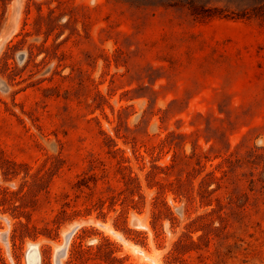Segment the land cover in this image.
<instances>
[{"label":"rangeland","instance_id":"rangeland-1","mask_svg":"<svg viewBox=\"0 0 264 264\" xmlns=\"http://www.w3.org/2000/svg\"><path fill=\"white\" fill-rule=\"evenodd\" d=\"M0 264H264V0H0Z\"/></svg>","mask_w":264,"mask_h":264},{"label":"trees","instance_id":"trees-1","mask_svg":"<svg viewBox=\"0 0 264 264\" xmlns=\"http://www.w3.org/2000/svg\"><path fill=\"white\" fill-rule=\"evenodd\" d=\"M13 45H15V44H13ZM137 157H142V154H138L137 155ZM122 159H124V157H122ZM123 161V160H122ZM120 162V161H119ZM121 165V167H123V168H126L127 166L126 165H124V164H120ZM148 173H150V171L148 172ZM126 176H127V178L128 179H135L136 180V186L139 188V186H140V183H139V180L137 179V177H133L132 175H131V171L129 170L128 171V173H126ZM161 201H162V205H163V207H164V209H166V211H170L169 210V207L165 204V202L163 201V199H161ZM156 206V205H155ZM157 208V213L160 215L161 214V209L159 208V207H156ZM197 228H199V227H194V228H192V230H196ZM191 230V231H192ZM190 241H191V243H194V240L190 237ZM181 242V238L179 237L178 239H177V241L174 243V245H177L178 243H180ZM178 247H173L171 250H169V252H168V255H175V254H173L174 253V251L175 252H182V251H180L179 249H177ZM192 248H194V247H192ZM174 257H176V256H174Z\"/></svg>","mask_w":264,"mask_h":264},{"label":"bare ground","instance_id":"bare-ground-1","mask_svg":"<svg viewBox=\"0 0 264 264\" xmlns=\"http://www.w3.org/2000/svg\"><path fill=\"white\" fill-rule=\"evenodd\" d=\"M78 225H79V224H74V225L71 227V229H72V230L75 229ZM70 232H71V231H70Z\"/></svg>","mask_w":264,"mask_h":264}]
</instances>
